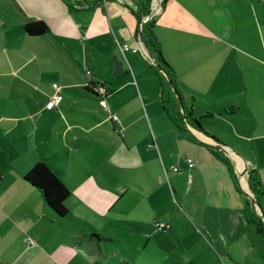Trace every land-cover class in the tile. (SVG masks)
<instances>
[{
	"label": "crops",
	"instance_id": "1",
	"mask_svg": "<svg viewBox=\"0 0 264 264\" xmlns=\"http://www.w3.org/2000/svg\"><path fill=\"white\" fill-rule=\"evenodd\" d=\"M147 1L0 0V264H264L228 166L164 109ZM153 33L190 134L264 185V0H167ZM40 162L65 217L24 179Z\"/></svg>",
	"mask_w": 264,
	"mask_h": 264
},
{
	"label": "trees",
	"instance_id": "2",
	"mask_svg": "<svg viewBox=\"0 0 264 264\" xmlns=\"http://www.w3.org/2000/svg\"><path fill=\"white\" fill-rule=\"evenodd\" d=\"M64 1L70 3V0ZM166 2L167 0H158L161 9ZM152 9L153 0H148L144 14L139 19L140 37L147 50H149V46H153L158 53V62L155 61L154 64L160 70L159 77L163 90L164 109L180 132L206 145L220 161L228 166L235 181L236 189L243 191L247 197L243 213L250 241L253 247L264 257V185L253 171L239 168L237 173H235L233 167H231L233 162L229 160L224 150V145L214 137H212L213 142L206 143L190 134V126L198 131L203 130L198 120L194 119L192 122L188 120L189 114L186 112L184 101L178 91L174 74L170 69L163 68L159 64L160 61L167 65L160 55V46L153 33V25L157 15L151 14ZM24 29L30 36H41L48 32V26L43 21L30 22L25 25ZM149 57L153 59L150 53ZM174 88L176 91H174ZM24 179L31 186L38 189L46 205L59 217H65L68 214L66 200L70 196V191L45 163L40 162L31 167ZM241 184H243V188Z\"/></svg>",
	"mask_w": 264,
	"mask_h": 264
},
{
	"label": "built area",
	"instance_id": "3",
	"mask_svg": "<svg viewBox=\"0 0 264 264\" xmlns=\"http://www.w3.org/2000/svg\"><path fill=\"white\" fill-rule=\"evenodd\" d=\"M157 1V2H156ZM161 11V7H160V4L158 3V0H153V9L151 11V14L152 15H158ZM121 47V50L125 53V52H128V51H132V52H137V49L136 48H132L129 44H121L120 45ZM55 88L57 90H59V87L57 85H55ZM103 92H105V90H103ZM62 100V96L58 95L56 97H54V99L50 102V107H53L55 106L59 101ZM112 118L116 121L117 120V116L113 115ZM186 162L188 164V166L191 168L193 167L195 164H194V161L192 158H187L186 159ZM171 170L173 172H178L179 171V167H172ZM156 228L158 231H164L166 230L167 228V224L165 223H161V222H156L155 224Z\"/></svg>",
	"mask_w": 264,
	"mask_h": 264
},
{
	"label": "water",
	"instance_id": "4",
	"mask_svg": "<svg viewBox=\"0 0 264 264\" xmlns=\"http://www.w3.org/2000/svg\"><path fill=\"white\" fill-rule=\"evenodd\" d=\"M116 74L120 73L122 71V67H121V63L120 62H116ZM174 91H176V89L174 88Z\"/></svg>",
	"mask_w": 264,
	"mask_h": 264
},
{
	"label": "rangeland",
	"instance_id": "5",
	"mask_svg": "<svg viewBox=\"0 0 264 264\" xmlns=\"http://www.w3.org/2000/svg\"><path fill=\"white\" fill-rule=\"evenodd\" d=\"M157 68V67H156ZM157 72H158V74H159V72H160V70L157 68ZM160 83H161V81H160ZM162 85V84H161Z\"/></svg>",
	"mask_w": 264,
	"mask_h": 264
},
{
	"label": "bare ground",
	"instance_id": "6",
	"mask_svg": "<svg viewBox=\"0 0 264 264\" xmlns=\"http://www.w3.org/2000/svg\"><path fill=\"white\" fill-rule=\"evenodd\" d=\"M157 2V1H156Z\"/></svg>",
	"mask_w": 264,
	"mask_h": 264
}]
</instances>
